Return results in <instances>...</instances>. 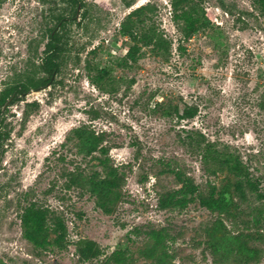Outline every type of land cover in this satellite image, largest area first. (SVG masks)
<instances>
[{"label": "rangeland", "instance_id": "rangeland-1", "mask_svg": "<svg viewBox=\"0 0 264 264\" xmlns=\"http://www.w3.org/2000/svg\"><path fill=\"white\" fill-rule=\"evenodd\" d=\"M195 2L211 25L181 45L172 0H135L131 7L122 0H86L79 19L64 0L0 2V93L32 75L57 18L66 19L61 71L51 86L10 103L1 118L10 137L0 150V264H105L117 251L130 264H154L141 255L150 228L167 229L174 264H215L206 243L218 218L234 234L249 235V245L260 251L257 264H264V221L255 224L253 213L264 201L255 195L241 202L231 188L237 210L229 219L198 200L182 209L158 207L162 194L181 188L169 169L191 176L203 191L214 185L221 192L235 182L226 172L205 171L209 144L240 158L264 194V14L252 0ZM147 5L146 26L171 40V51L143 47L138 60L126 64L131 43L121 24ZM102 70L107 75L93 82ZM40 78L48 76L41 72ZM187 107L197 113L181 120L174 109L181 114ZM78 129L103 134L100 148L107 154L85 156L89 146L75 135ZM102 161L127 177L111 214L98 207L96 193L67 189L61 177L66 166L104 178ZM33 202L64 216L66 250L35 249L24 237L20 215ZM80 239L97 242L103 255L80 263Z\"/></svg>", "mask_w": 264, "mask_h": 264}, {"label": "trees", "instance_id": "trees-1", "mask_svg": "<svg viewBox=\"0 0 264 264\" xmlns=\"http://www.w3.org/2000/svg\"><path fill=\"white\" fill-rule=\"evenodd\" d=\"M2 0H0L1 2ZM86 0H64L68 7L77 9L79 5L85 8ZM124 5L131 7L135 0H122ZM224 6L223 2H221ZM254 7L264 14V0H252ZM173 21L181 34L179 44L190 40L197 32L210 27L211 23L206 18L204 10L195 2V0H172ZM230 11V10H227ZM151 12V6L140 7L129 14L120 27L122 36L130 40L131 46L123 57L124 62H136L143 47H150L154 51L169 53L173 42L165 35L157 32L154 28L146 26V15ZM232 13V12H229ZM136 18V20H133ZM57 26L50 31V40L46 45L43 57L39 65H33L32 75H28L26 81L21 84L6 88L0 93V150L4 143L10 137V131L3 127L1 118L5 114L3 107L8 100L13 97L11 105L16 103L32 88H39L47 85L55 74H58L62 68V58L66 51L65 36L60 30L65 27L66 19L59 16ZM76 21V19H74ZM59 26V29L57 28ZM37 51V50H36ZM37 54V52H36ZM45 73L48 78L36 79L38 73ZM107 71L102 70L97 76L96 82L104 79ZM33 105H37L34 103ZM174 113L181 120L192 119L197 113L196 108L187 107L181 114L178 108ZM82 142L89 146L85 156H90L99 152L100 145L105 141L104 135L95 136L87 133L83 129L75 132ZM202 142L197 141L196 148H200ZM203 159L207 166L205 171L216 174L226 172L235 178V182L229 187L219 192L214 185H209V189L204 190L196 184L194 178L187 176L184 172L169 169L173 173L181 188L170 190L162 194L158 200V207L161 210H174L186 208L188 205L199 201L201 207L206 208L212 213L224 215L226 218H234L237 203L232 198L231 188L234 191L238 201L247 202L249 194L255 195L260 201H264V194L259 190V184L251 178L249 168L246 167L240 158L216 151L213 144L205 146ZM108 150H101L102 154H107ZM65 161V160H63ZM105 168L104 178L100 177L98 172L85 175L82 167L75 170H69L63 167L61 177L66 179L65 187L80 188L87 193H96L98 196V207L105 213L111 214L116 204L121 199L120 190L125 185L126 175L118 168L108 166L106 161L101 162ZM209 164V166H208ZM66 165V164H65ZM255 224L264 221V204L253 209ZM23 227L24 237L33 244L35 249H47L48 247H57L60 250L68 248V227L63 215L57 214L50 208H45L42 204L33 202L23 209L20 215ZM148 244L141 251L143 258L152 261L154 264H174V257L169 253L166 246L169 233L163 228L156 230L150 228L147 232ZM54 235V237H52ZM251 237L242 233L234 234L228 230L226 224L221 218H218L207 231V249L212 256L215 264H257L260 261V251L250 246ZM76 255L80 263H86L100 258L103 255L100 245L89 239H80L75 243ZM132 259L124 251L114 252L105 264H130Z\"/></svg>", "mask_w": 264, "mask_h": 264}, {"label": "water", "instance_id": "water-1", "mask_svg": "<svg viewBox=\"0 0 264 264\" xmlns=\"http://www.w3.org/2000/svg\"><path fill=\"white\" fill-rule=\"evenodd\" d=\"M81 9H82V6L81 5H79L78 6V8H77V15H76V19H79V17H80V12H81ZM49 86H51V84L49 83V84H47V87H49ZM44 88H37L36 90H34L33 92L34 93H38V92H41L42 90H43ZM13 100V97L10 99V100H8L7 102H6V104L4 105V107H3V112L5 111V109L6 108H8V106L10 105V103H11V101Z\"/></svg>", "mask_w": 264, "mask_h": 264}]
</instances>
